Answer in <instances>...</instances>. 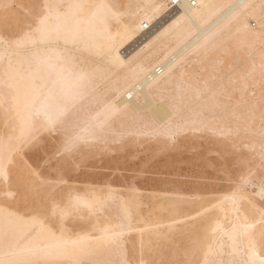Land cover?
<instances>
[{"label":"bare ground","instance_id":"obj_1","mask_svg":"<svg viewBox=\"0 0 264 264\" xmlns=\"http://www.w3.org/2000/svg\"><path fill=\"white\" fill-rule=\"evenodd\" d=\"M33 2L0 0V30L14 31L20 5ZM51 2L75 17L90 47L60 42L11 54L16 78L10 82L19 88L18 100L9 95L0 105L4 151L19 147L26 101L34 122L46 113L60 128L45 132L26 155L20 150L10 194L0 186V209L13 213V221L22 218L14 225L17 235L23 238L33 227L31 217L46 212L57 221L63 215L66 238L84 246L96 247L105 229L123 224L125 238L136 242V264L140 230L145 244L153 243L145 258L151 252L157 262L245 258L247 237L233 236L261 210V109L256 103L253 112L251 105L260 98L264 0ZM76 3L90 7L82 13L68 8ZM113 3L122 5L118 18L95 7ZM0 57L3 80L9 54ZM86 73L97 77L91 86L80 80ZM245 77L257 85L255 97ZM77 92L82 95L70 103ZM186 121H204L213 130L176 134ZM73 137L80 138L78 148L64 152V141ZM250 169L251 183L238 189ZM234 195L244 199L234 203Z\"/></svg>","mask_w":264,"mask_h":264},{"label":"snow or ice","instance_id":"obj_2","mask_svg":"<svg viewBox=\"0 0 264 264\" xmlns=\"http://www.w3.org/2000/svg\"><path fill=\"white\" fill-rule=\"evenodd\" d=\"M243 6L252 7L251 5ZM20 7L23 15L16 21L15 30H0V52L9 54V65L4 74L6 79L0 80V105L4 103L5 98L9 95L13 96L14 101L18 100L16 93L19 85L10 82L16 78L11 62V54L28 51L31 47L41 44H59L60 42H63L64 45L78 46L84 44L86 47H90L89 34L72 23L75 17L70 18L69 13H61L60 10L64 7L63 5L53 3L51 0H34L33 3L22 4ZM88 7L90 6L83 3L68 5L69 9L81 13ZM95 7L105 9L107 15L118 18L122 5L113 3L110 5H96ZM260 9L262 14L261 27L264 29V2L261 3ZM261 68L260 98L259 101L251 105V111H255L256 103H258L261 109V138L264 141V58H262ZM96 79L97 77L93 73H86L80 77V80L89 86ZM244 79L245 89H252V96L255 97L257 85L254 82L248 83V77ZM81 95L80 92L72 94L69 97V102L75 103ZM25 107L30 110L27 118L21 117L22 136L19 147L15 151L10 148L6 153L3 149V141L0 140V186L4 188L5 194H10L7 189L11 187L12 168L16 163V156L20 155V150L25 145L43 140L45 132L53 135L60 131L57 120L45 113L46 119L44 121L34 122L30 103L26 101ZM43 107L46 106H42L41 109H34L36 116L40 115ZM107 108L111 110L112 106L107 105ZM16 114L21 116L18 104ZM209 130L213 129L204 121H186L183 126L177 129L176 134H187L189 132L195 134ZM79 143V137L67 139L62 145L63 151L69 152L78 148ZM233 147L236 146L233 145ZM61 154L60 150L56 153L57 157ZM252 175L253 171L250 169L248 176L241 177V185H238L237 188L239 189L242 185L246 186L251 183L249 177ZM257 180L260 189L257 195H259L261 201L259 219L248 223L243 233H235L233 236L234 240L246 236L247 243L245 245L246 251L243 252L245 258L239 260L234 258L230 261V264H264V143H262L259 153ZM231 199L235 203L237 200H243L244 197L234 195ZM12 217L13 213L0 209V264H136L134 259L136 242L130 236L125 238V226L123 224L105 229V234L97 238L96 247H92L84 246L80 240L66 238L67 229L63 221V215L57 221L55 213L52 217H48L46 212H37L29 221L33 225L32 229L23 238L17 235L14 227L15 223L22 218L17 216L16 220L13 221ZM37 228L39 231H37ZM257 228L260 229L258 234ZM132 230L131 225H128V231ZM33 232H36L35 236L32 235ZM140 236V260L138 264H174V262L163 259L157 262L152 258L151 252L148 253V258H145V249H151L153 243L150 239L147 245L145 244L144 230H140ZM130 243L133 255L131 259L129 258L130 250L128 247ZM187 264H195V261L188 260ZM213 264H215L214 261Z\"/></svg>","mask_w":264,"mask_h":264},{"label":"rangeland","instance_id":"obj_3","mask_svg":"<svg viewBox=\"0 0 264 264\" xmlns=\"http://www.w3.org/2000/svg\"><path fill=\"white\" fill-rule=\"evenodd\" d=\"M24 147H26V148H24ZM23 148H22V150H23V153H25V155L27 154V152L30 150V147H32L31 146V144H29V145H25ZM211 155V154H210ZM185 157V156H184ZM27 163H28V161H27ZM182 163V164H181ZM181 163H179L180 164V166L181 167H183L184 165H185V163L184 162H181ZM207 170H208V172H212V171H214L213 169H212V167H207Z\"/></svg>","mask_w":264,"mask_h":264}]
</instances>
